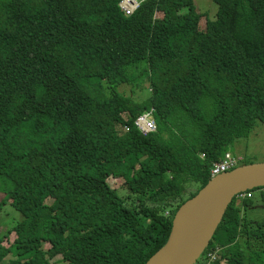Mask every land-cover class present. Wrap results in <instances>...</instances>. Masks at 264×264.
<instances>
[{
  "label": "trees",
  "instance_id": "16d2710c",
  "mask_svg": "<svg viewBox=\"0 0 264 264\" xmlns=\"http://www.w3.org/2000/svg\"><path fill=\"white\" fill-rule=\"evenodd\" d=\"M122 1L0 0V212L22 215L0 264H146L264 123V0H214L213 20L194 0H138L129 16ZM235 199L196 264L216 248L209 264H264V196Z\"/></svg>",
  "mask_w": 264,
  "mask_h": 264
},
{
  "label": "water",
  "instance_id": "95a60500",
  "mask_svg": "<svg viewBox=\"0 0 264 264\" xmlns=\"http://www.w3.org/2000/svg\"><path fill=\"white\" fill-rule=\"evenodd\" d=\"M263 186L264 163L245 164L211 178L178 209L168 241L146 264L158 254L162 256L159 264H196L233 200L240 193Z\"/></svg>",
  "mask_w": 264,
  "mask_h": 264
},
{
  "label": "rangeland",
  "instance_id": "374dc122",
  "mask_svg": "<svg viewBox=\"0 0 264 264\" xmlns=\"http://www.w3.org/2000/svg\"><path fill=\"white\" fill-rule=\"evenodd\" d=\"M195 7L199 12H203L213 20L216 17L218 11V5L214 0H194ZM130 90L129 86H121L119 88L120 92L128 93ZM210 100L206 98V101ZM211 101V100H210ZM212 102V101H211ZM230 154L240 159L238 165L243 166L245 164H259L264 163V123H258L254 130L251 131L248 137L237 140L233 147L231 148ZM114 188L116 192L122 195V197L127 198L129 193L125 190L123 185L120 183H114ZM4 197V194L0 191V199ZM254 197L260 199L259 194H255ZM236 203L239 206H242V200L235 199ZM52 199H48L47 203L51 204ZM254 208L248 211V214L254 218H261L263 215V207L261 203L256 202ZM22 215L19 211H17L10 204H7L3 207L0 212V235L8 230V228L13 227L18 221H20ZM247 244L243 245L245 248ZM248 249V248H247ZM246 249V256H249V251ZM251 250L256 249V246L253 245ZM251 253V252H250ZM220 254V251H219ZM219 254L216 256V259L212 262L217 261L219 259ZM14 257L12 255H8V257L4 260L3 264H10L13 261ZM56 263V261H53Z\"/></svg>",
  "mask_w": 264,
  "mask_h": 264
},
{
  "label": "built area",
  "instance_id": "2783aa9c",
  "mask_svg": "<svg viewBox=\"0 0 264 264\" xmlns=\"http://www.w3.org/2000/svg\"><path fill=\"white\" fill-rule=\"evenodd\" d=\"M139 5L140 2L138 0H123L120 3L121 13H124L128 16L132 15L137 10ZM152 113L153 109L148 113L140 115L135 120L136 127L144 135L154 133L157 130V125L155 119L152 117ZM239 161L240 159L233 157L230 152L226 153L222 160L213 164L210 171L211 178H214L220 174H224L235 169L236 167H238ZM256 193L260 194L261 196H264V186L254 189L252 191L240 193L237 198L240 200L252 198ZM219 251L220 249L216 248L214 251L208 254V264L216 259V256L219 254Z\"/></svg>",
  "mask_w": 264,
  "mask_h": 264
},
{
  "label": "bare ground",
  "instance_id": "6f19581e",
  "mask_svg": "<svg viewBox=\"0 0 264 264\" xmlns=\"http://www.w3.org/2000/svg\"><path fill=\"white\" fill-rule=\"evenodd\" d=\"M153 115L154 114H152V117H153ZM154 118V117H153ZM238 166H240V165H238ZM161 254H158V256H156L152 261H151V263L150 264H159L160 263V260H161Z\"/></svg>",
  "mask_w": 264,
  "mask_h": 264
},
{
  "label": "crops",
  "instance_id": "0c3cea01",
  "mask_svg": "<svg viewBox=\"0 0 264 264\" xmlns=\"http://www.w3.org/2000/svg\"><path fill=\"white\" fill-rule=\"evenodd\" d=\"M260 195V194H259ZM261 196V195H260ZM254 197V196H253Z\"/></svg>",
  "mask_w": 264,
  "mask_h": 264
},
{
  "label": "clouds",
  "instance_id": "9594fccd",
  "mask_svg": "<svg viewBox=\"0 0 264 264\" xmlns=\"http://www.w3.org/2000/svg\"><path fill=\"white\" fill-rule=\"evenodd\" d=\"M252 191V190H251ZM247 192V191H246Z\"/></svg>",
  "mask_w": 264,
  "mask_h": 264
}]
</instances>
